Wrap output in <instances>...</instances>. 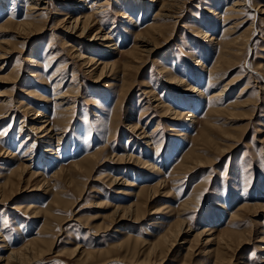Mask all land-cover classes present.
I'll list each match as a JSON object with an SVG mask.
<instances>
[{
    "label": "rangeland",
    "instance_id": "obj_1",
    "mask_svg": "<svg viewBox=\"0 0 264 264\" xmlns=\"http://www.w3.org/2000/svg\"><path fill=\"white\" fill-rule=\"evenodd\" d=\"M98 1L114 50L94 42L98 29L81 38L67 28L69 1L39 0L31 11V0H0V48L11 50L0 58V99L10 102L0 106V264L38 238L44 253L21 264H264V0ZM84 6L87 14L98 7ZM199 30L216 40L199 42ZM221 49L224 76L213 79ZM75 50L111 64L101 80ZM171 74L188 83L170 86ZM189 83L206 95L194 96ZM227 83L222 100L235 103L248 88L239 104L247 107L218 114L207 99ZM68 91L75 103L57 154L43 144L28 152L38 138L31 126L55 120L56 97ZM25 105L50 118L34 119ZM22 164L31 170L13 178ZM136 202L141 212L130 208ZM210 237L223 259L209 251ZM81 245L90 263L72 257Z\"/></svg>",
    "mask_w": 264,
    "mask_h": 264
},
{
    "label": "bare ground",
    "instance_id": "obj_2",
    "mask_svg": "<svg viewBox=\"0 0 264 264\" xmlns=\"http://www.w3.org/2000/svg\"><path fill=\"white\" fill-rule=\"evenodd\" d=\"M32 1V4H30L29 5V10H31V11H34V10H38V3H39V0H31ZM63 1H66V2H68L69 1V5H66L65 6V8L69 11V13L70 14H72L73 15V23H71L67 28L68 29H70L71 27H72V30H74V31H77V32H80V35H79V37H83L84 36V31L86 30V31H89V30H93V29H98V31L96 32V34L94 35V42H97V41H100V42H103V43H105V44H103V45H107L106 47H104V49L105 48H109L110 50L112 49V50H114L115 49V47H112V45H110L109 43H111L112 41H111V37L110 36H108V35H104L103 33H101V23H100V20H98V16L97 15H100L102 12H104V10L102 9L103 8V6H105V5H100L99 3H100V1H98V0H73L72 2L70 1V0H63ZM90 1V2H89ZM153 1H155V0H152V2ZM241 1V0H240ZM157 2V1H156ZM244 2H246V0L244 1ZM85 4H88V7L87 8H90V9H92V8H94L95 6H98L97 8H95L96 9V12H90L89 14H87L85 11H84V8H85ZM240 4H242V3H240ZM251 4V3H250ZM163 6H164V4H162ZM235 5H239V4H235ZM162 6V7H163ZM234 6V5H233ZM166 7H168V6H166ZM250 8H251V6H249ZM164 8V7H163ZM259 8H261L260 10L262 11V13H264V6H260ZM161 9V8H160ZM167 9V8H166ZM252 9V8H251ZM93 11H94V9H93ZM75 13V14H74ZM160 14V13H159ZM96 15V16H95ZM161 16H163L164 14H160ZM217 15H219V14H217ZM158 16V15H157ZM120 18H124V19H128V20H132V18L129 16V14H122V15H120L119 16ZM169 17H172V19H173V16H168V15H165V16H163V18H169ZM99 18H100V16H99ZM9 21H10V19H9ZM27 24H29V22L28 23H22V24H19V25H17L18 27L17 28H20L21 26H28ZM30 25V24H29ZM25 26V27H26ZM153 27H155L154 25H153ZM149 28H150V26H149ZM1 29H3V27H0V31H1ZM154 29V28H153ZM156 29V28H155ZM154 29V30H155ZM159 29V28H158ZM22 30V29H21ZM151 31H153V30H151ZM156 31V30H155ZM91 32V31H90ZM157 32V31H156ZM148 33V32H147ZM104 35V36H102V38L100 39H98V37H99V35ZM143 34V33H142ZM141 34V35H142ZM157 34H158V32L157 33H154V35H153V38H154V36L156 35L157 36ZM151 35V34H150ZM159 35V34H158ZM196 37H197V40L199 41V42H202V40L205 38V39H207V41H209V42H213V41H215L216 40V38L214 37V35H209V34H206V32L204 33V31L203 30H199V32H198V34L196 35ZM152 39V38H151ZM146 39H144L142 42L143 43H146V41H145ZM149 40V39H148ZM250 43V41H248V42H246L245 41V44H244V48L245 47H247V48H250V46L251 45H248ZM2 44H5V45H7V42H4V41H0V45H2ZM64 44H67L66 42L64 43ZM146 44H148V42L146 43ZM149 44H150V42H149ZM148 44V45H149ZM230 45V44H229ZM115 46V45H114ZM2 48H4L3 46H1ZM2 48H0V58L2 59V58H4V57H6V55H8L9 53H10V51L11 50H9L8 48H9V46H8V48H7V46L4 48V49H2ZM229 49V48H228ZM241 52V51H240ZM73 54H75L79 59H80V61H82V63L84 64V65H86V66H90L91 65V67L92 66H95V68H97V69H99V75H98V79H100L101 80V78H103V76L105 75V72L107 71V69H108V67H110L111 66V64H108V65H106V64H104L103 62H101V61H99V60H96L95 58H89V57H86V56H84L80 51H78V50H75L74 51V53ZM227 56V52L224 50V49H221L220 50V52H219V60L218 61H216L215 63H214V65L209 69V73L211 74V77L214 79V78H219V76H224V74L222 73V68H223V66H222V59H224L225 57ZM29 62L31 63H33L34 62V60H33V58H29ZM199 65H202V68H203V70L206 68V65L203 63H201L200 61H199ZM90 67V68H91ZM5 67H4V64L2 65V66H0V70H2V69H4ZM254 72H256V74H258V75H260V76H262L263 77V75L262 74H260V73H258L257 71H254ZM107 73V72H106ZM172 76H170V78H169V80H168V82L170 83V86H174V85H176V86H179V85H183V84H187L188 82L187 81H184L183 79H181V78H179V77H177V75H175V74H171ZM107 78V77H106ZM223 79V78H222ZM99 80V81H100ZM221 81H219V83H220ZM219 83L215 86V87H219L218 85H219ZM231 83H227L226 85H223L222 87H220V90H217V91H215V92H212V93H210L209 94V99H207L209 102V104L211 105V108H214V109H216V110H213L214 112H216V113H218V114H220V113H231V114H234V109H236V107H247V106H241V105H239V104H241V103H244V102H242V100L244 99V95H245V93H246V91H248L247 89L248 88H244V89H242L241 90V93L237 96L238 98H237V100H236V102L235 103H225L223 100H224V97L225 96H227V92H228V86L230 85ZM190 89L191 90V92H192V94L194 95V96H202V97H204L205 95H206V92L204 91H201V90H199L198 88L196 89L195 88V86H191V83H189L188 85H187V89ZM30 93V92H29ZM29 93H27L28 95H29ZM248 93V92H247ZM27 95V96H28ZM192 95V96H193ZM0 97H1V95H0ZM73 97H75L74 96V94H72L70 91H68V92H66V93H62L61 95H58V97H56V102H55V104H54V108H55V105L57 104L58 106L57 107H59V108H55L56 110H58V112H57V114H56V116H55V120L54 119H51L48 115H47V113H46V111L45 112H40V111H35L33 108H31V107H29L28 108V105H25L26 106V108H25V111L29 114V113H31V112H35V114H36V117L34 118V119H45V118H50V119H46L45 121H43L42 120V122H39V123H37L38 125H35L34 123V125H32L31 127V131L32 132H35L36 133V135L38 136V138L36 137V139H37V142H35V145H32L31 147H30V149L28 150V152H31V150H34V148L36 147V144H38V145H45V146H48L49 148H48V152L50 151V154H48L49 156H51V155H55V154H57L56 152H52L53 150H51L52 149V147L53 146H55V142L54 141H57V142H59V144H60V141H61V138H62V135L63 134H65L66 132H68V126L67 125H69V123H67L66 121H65V119H67V117L69 116L68 114L70 113V112H72L73 111V106L72 105H74V101H73ZM156 98H158V95H156L155 96V99ZM222 98H223V100H222ZM4 99V98H3ZM54 100V99H53ZM157 100H159V99H157ZM55 101V100H54ZM60 101V103L58 104V102ZM50 102V101H49ZM0 103H1V105L0 106H2V105H4L5 106V104L7 105V103H10L9 101L8 102H6V100H2V99H0ZM159 104L161 105V104H163L162 102H159ZM246 104H248V103H246ZM65 106V107H64ZM249 106V105H248ZM166 111V110H165ZM211 111H212V109H211ZM233 111V112H232ZM167 112V114L169 113V114H172L173 115V113H174V115L176 116V117H178L179 119H181V118H185L186 119V121H189V120H193V118H195V115H193L191 112L192 111H190V112H187L186 114H184V113H182L181 111H178V112H176L175 111V108L173 107V108H170L169 107V109L166 111ZM34 114V115H35ZM1 118V117H0ZM175 118V117H174ZM176 120H178V119H176ZM39 121V120H38ZM54 121V122H53ZM184 121V120H183ZM24 122V121H23ZM34 122H35V120H34ZM139 128H138V125H136V126H133V130L134 131H136V130H138ZM142 130H143V128H142ZM39 134V135H38ZM143 135V136H142ZM142 135H141V137H149V136H147V132L146 131H142ZM29 138H27V140H28ZM148 140V139H147ZM151 140V139H150ZM150 140L148 141V146H149V142H150ZM29 144V143H28ZM52 152V153H51ZM12 154H14V153H12ZM17 154H14V155H12L11 157H10V160L11 159H14V157L16 156ZM191 156V155H190ZM126 157V156H125ZM127 157H129L130 158V160H134V158H133V156H127ZM128 158V159H129ZM90 159V158H89ZM88 158H86V159H84V160H81V161H79V163H77L76 165H75V168L77 167V168H79V166L81 167L82 166V163L83 162H85V161H88L89 160ZM124 159V158H123ZM139 160V159H138ZM30 161V160H29ZM140 161V160H139ZM146 163V162H145ZM85 166V165H84ZM84 166H82V167H84ZM151 168H153L154 170H156L155 169V165H152L151 164ZM12 169V168H11ZM29 170H31V166L29 165H25V164H22V165H19L17 168H15V170L14 171H12L11 173V175L13 176V178L15 177V176H19L20 178L21 177H24L25 176V174L26 173H28L29 172ZM79 170H80V168H79ZM36 173V172H35ZM35 173H33V175H36L37 177L39 176L38 174H35ZM31 175V174H30ZM56 176H57V173H55V175L52 177V178H54L55 180H56ZM11 179V178H10ZM60 180V179H59ZM58 181V180H57ZM57 181H56V183H57ZM46 183V182H45ZM165 181L164 182H162V184H164L165 185ZM6 185H7V183H5ZM11 185H13V184H11ZM46 185H48V184H46ZM8 186V185H7ZM6 186V187H7ZM162 186V185H161ZM43 187H44V185H43ZM4 188V187H3ZM53 188V187H52ZM39 190H40V188H39ZM0 192H2V191H0ZM7 194V193H6ZM146 200V199H145ZM142 204H144V203H142ZM142 204L141 203H134V205L133 204H131V206H130V208L131 207H134L135 208V211H136V213H137V211H139L140 209H141V207H142ZM130 208H128V209H130ZM127 209V210H128ZM126 210V211H127ZM22 211V210H21ZM24 211L25 212H31L32 213V211H34L35 212V209H34V207L32 206H27L26 208L24 207ZM126 211H124V212H126ZM130 212V211H129ZM140 212H141V210H140ZM126 214V213H125ZM133 216V215H132ZM183 230H184V223H178V225H177V228H176V230L174 231V242H176L177 241V239L181 236V233L183 232ZM189 230H190V228H189ZM186 234H188V235H190L189 234V231L186 233ZM204 235V233H198V237H199V239H201L202 238V236ZM0 236H2V233H0ZM220 239H217V238H214V237H210L209 239H208V241H207V244H208V246H209V251L210 252H217V258H218V260H220V259H223V258H221V257H218V255H220V250H217V249H211V245H213V243H212V241L216 244V242H218ZM39 241H40V239L38 238V239H34L33 240V242H29L24 248H21V250L19 249L18 250V252H13V251H11L10 252V254H9V256H8V262H7V264H9V262L10 263H12V264H21L22 263V261L24 262L26 259H28V255H30V254H32V255H34V256H36V255H38V254H41V256H42V253H44V252H42L41 251V249L39 250V248H40V246H38V244H39ZM42 242V241H41ZM221 242L222 243H225L226 245H228L229 244V241L228 240H221ZM43 243V242H42ZM185 243H187V241H184V243H182V244H185ZM189 243V247L186 249V250H191V248H192V245H191V242L189 241L188 242ZM220 243V242H219ZM214 244V245H215ZM6 245H8L7 243H6ZM174 245V243H172L169 247L171 248V246H173ZM223 245V244H222ZM216 246H218L217 244H216ZM221 246V245H220ZM225 248V247H224ZM39 256V255H38ZM81 257L79 260L80 261H82V259H83V261L84 262H86V263H90L89 261H91V259H90V255H87V254H85L84 253V249H83V245H81V246H78V248L76 247V249H75V252L73 251L72 252V257H74V258H76V257ZM83 256V257H82ZM223 256V255H222ZM93 257V256H92ZM114 261H116V260H114ZM114 261H111V260H109V261H107V262H105V264H112V263H114ZM264 262V261H263Z\"/></svg>",
    "mask_w": 264,
    "mask_h": 264
}]
</instances>
